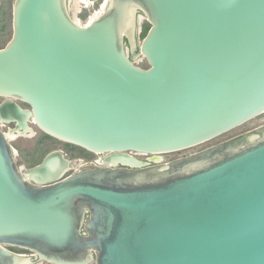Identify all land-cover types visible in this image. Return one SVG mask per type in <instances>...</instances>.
<instances>
[{
  "label": "water",
  "instance_id": "95a60500",
  "mask_svg": "<svg viewBox=\"0 0 264 264\" xmlns=\"http://www.w3.org/2000/svg\"><path fill=\"white\" fill-rule=\"evenodd\" d=\"M69 6L13 0L0 47V264H264V124L162 161L264 113V0ZM34 127L96 166L17 164Z\"/></svg>",
  "mask_w": 264,
  "mask_h": 264
},
{
  "label": "rangeland",
  "instance_id": "374dc122",
  "mask_svg": "<svg viewBox=\"0 0 264 264\" xmlns=\"http://www.w3.org/2000/svg\"><path fill=\"white\" fill-rule=\"evenodd\" d=\"M70 13L71 15L78 20L81 24L87 23L88 20L93 19V17L98 13H100L101 7L104 3V0H81V2L78 4V6L75 4V0H70ZM96 2L98 4L96 5ZM12 3L13 0H1L0 1V47H3L5 43L10 39L11 33H12V27H11V9H12ZM77 7V8H76ZM87 10L88 16L86 20H82L80 15L83 12V10ZM77 10V11H76ZM145 24V20H141L139 22V27L141 28V31L137 35V44L141 42V39L143 37V26ZM134 62H136L138 65L146 66L147 63L145 59L139 54L137 57H135ZM2 101V98H0V102ZM22 104V103H21ZM22 106H25L22 104ZM26 107V106H25ZM260 124H264V113L261 115L251 119L250 121L226 132L222 135L213 138L209 141H206L204 143H201L199 145L182 149L179 151L169 152L162 154V161L167 162L169 160L185 156L188 154H191L193 152L199 151L203 148H206L210 145L216 144L220 141H223L225 139H228L234 135H237L239 133H242L244 131L250 130ZM2 128L4 130H7L9 127L12 126V124H1ZM35 134L34 135H23L18 136L15 139L11 141L13 147L16 149L15 154V160L17 164H22L25 167H31L34 164H37L40 162L42 157L50 150L54 148L61 149L66 156L70 159V167L71 169L66 172L65 175L80 169L84 167H90L94 166L96 164V160L98 158V155L92 154V153H83L78 148L74 147L73 145L63 143L61 141H58L56 139H45L42 136V132H40L36 127H34ZM41 140V142L39 141ZM137 157L141 159H148L150 155L148 154H137ZM41 264H50L47 262H43Z\"/></svg>",
  "mask_w": 264,
  "mask_h": 264
},
{
  "label": "trees",
  "instance_id": "16d2710c",
  "mask_svg": "<svg viewBox=\"0 0 264 264\" xmlns=\"http://www.w3.org/2000/svg\"><path fill=\"white\" fill-rule=\"evenodd\" d=\"M98 4V2H96V5ZM88 12L89 11H87L86 9L85 10H83V12L81 13V15H80V17H81V19L82 20H86V18H87V16H88ZM148 28H149V24L147 23V22H145V24H144V26H143V34H145L146 33V31L148 30ZM42 136L45 138V139H49V138H51V139H54V138H52V137H50V136H48V135H46V134H42ZM40 142H41V140H39ZM74 147H76V148H78L81 152H85V153H89V152H87L86 150H84V149H82V148H80V147H77V146H74Z\"/></svg>",
  "mask_w": 264,
  "mask_h": 264
},
{
  "label": "bare ground",
  "instance_id": "6f19581e",
  "mask_svg": "<svg viewBox=\"0 0 264 264\" xmlns=\"http://www.w3.org/2000/svg\"><path fill=\"white\" fill-rule=\"evenodd\" d=\"M70 1V0H69ZM81 2V0H75V4L78 6V4ZM106 2H107V0H104V3H103V5H102V7H101V10H103L104 8H105V5H106ZM69 5H70V2H69ZM77 8V7H76ZM101 10H100V12H101ZM77 11V10H76ZM99 14V13H98ZM97 14V15H98ZM96 17V15L93 17V18H95ZM92 20V19H91ZM137 154H145V153H136V155Z\"/></svg>",
  "mask_w": 264,
  "mask_h": 264
},
{
  "label": "flooded vegetation",
  "instance_id": "af4514ba",
  "mask_svg": "<svg viewBox=\"0 0 264 264\" xmlns=\"http://www.w3.org/2000/svg\"><path fill=\"white\" fill-rule=\"evenodd\" d=\"M20 105L22 106V104L20 103ZM26 106V105H25ZM22 106V107H25ZM94 166H96V164H94ZM91 167V166H90ZM10 250L15 251V252H25L24 250H20V249H16V248H10Z\"/></svg>",
  "mask_w": 264,
  "mask_h": 264
}]
</instances>
